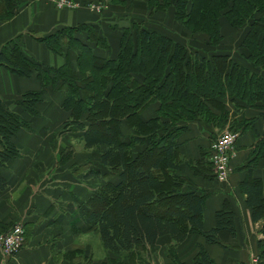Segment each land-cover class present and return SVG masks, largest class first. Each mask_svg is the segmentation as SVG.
Returning <instances> with one entry per match:
<instances>
[{"label":"trees","instance_id":"obj_1","mask_svg":"<svg viewBox=\"0 0 264 264\" xmlns=\"http://www.w3.org/2000/svg\"><path fill=\"white\" fill-rule=\"evenodd\" d=\"M18 4L19 0H0V20L15 17ZM147 7L150 16L171 10L175 21L191 33L206 35L207 44L214 48L222 45L225 26L242 31L240 53L235 57L217 52L208 58L132 21L121 29L116 52L107 38L95 37L99 33L93 26H66L37 39L66 58L62 66L50 67L31 58L21 43L12 40L0 52V67L18 77L35 76L41 83V90L26 92L17 101L31 118L38 116V105L49 89L64 92L62 108L69 114L64 126L81 129L85 149L100 156L101 169L90 170L85 179L107 180L86 202L87 218L107 253L119 264H133L166 239L172 244L168 255L174 264H184L175 251L190 236L226 248L219 234L237 235L236 212L227 200L216 212V225L205 229L209 193L199 190L184 168L216 180L211 144L200 160H185L181 136L192 123L217 118L227 98L264 118V0H148ZM97 47L106 54L100 55ZM70 53L77 54L75 63ZM155 104V114L143 118ZM31 126L28 118L0 100V170L21 157L15 138ZM249 129L253 127L241 134ZM256 136L249 158L239 169L243 174L239 191L253 221H262L264 235V136L258 132ZM7 188L0 172V193ZM240 230L242 240L246 239L242 222ZM258 248L264 259V240ZM194 264H214L205 245H199Z\"/></svg>","mask_w":264,"mask_h":264},{"label":"crops","instance_id":"obj_2","mask_svg":"<svg viewBox=\"0 0 264 264\" xmlns=\"http://www.w3.org/2000/svg\"><path fill=\"white\" fill-rule=\"evenodd\" d=\"M82 1L83 7L80 9L62 11L55 9L48 0H27L24 7L20 2L21 10L16 17L7 22H0V52L9 41L21 37L22 48L28 56L50 67L62 66L66 58L53 53L37 39L52 34L61 27L101 23V19L86 10L87 4L92 0ZM122 14L124 12L121 11L117 15L121 17ZM162 15L160 14V17ZM130 18L137 21L141 19L149 25L148 19L155 20L158 17L157 14L152 17L144 10L131 14ZM172 18L174 20V16ZM120 23L118 20L108 27L102 23L98 25L102 31L105 29L107 32L106 37L114 52L118 49L119 32L127 26L126 23ZM76 57V53H70L73 63ZM39 90L41 83L35 76L18 77L0 67V99L4 100L11 111L28 118L32 124L31 131L21 130L16 135L15 143L21 151V157L0 170L8 181L7 190L0 193V231L2 233L10 227V223L18 222H23L30 228V239L16 259L18 264H53L54 256L61 258V261L65 258L67 260L68 257L67 264H78L75 259L77 253L87 252L83 242V239L89 236L85 223L93 225L86 216H80L77 212L78 207L80 211L86 208V202L93 192H90L91 188L87 184L92 180H86L85 177L86 172L92 170L87 167L92 164L94 154L84 150L81 129H69L77 132L79 137L74 135V132L62 133L64 123L69 118V114L62 108L65 97L63 91L48 90L45 101L38 105V117L31 118L17 106L16 102L23 94ZM157 109V104L151 106L144 112L143 118H150ZM253 112L256 123L253 129L240 134L237 156L232 160L233 170L227 183L220 185L214 178L195 176L190 167L184 168L185 176L189 177L199 190L209 193L204 208L205 229L210 230L216 225V212L227 200L236 212L237 230L236 236L229 231L219 234L220 241L226 248L208 245L202 236H190L175 251L180 262L184 264H194L200 244L205 245L214 264H243L253 255L260 254L258 242L264 240L261 232L262 221H253L251 211L245 205V196L239 191L243 178L239 169L247 161L257 142L256 132L264 136V118L258 116L257 110ZM218 131L204 122L192 123L189 132L181 136V154L185 160H200L203 151L207 153L210 138ZM68 148H71L70 152H67ZM240 222L243 223L246 234L244 240ZM95 235L100 237L97 231ZM168 245L172 244L166 239L158 242L154 250L144 252L141 260L133 264H174L168 255ZM101 248L99 255L102 257L95 259L94 256L95 261L92 264H108L109 255L102 246ZM92 256L90 253L89 258ZM14 263L12 261V264Z\"/></svg>","mask_w":264,"mask_h":264},{"label":"rangeland","instance_id":"obj_3","mask_svg":"<svg viewBox=\"0 0 264 264\" xmlns=\"http://www.w3.org/2000/svg\"><path fill=\"white\" fill-rule=\"evenodd\" d=\"M26 1L27 0H19V4L17 7V14L21 10L20 2H22V6H23L26 3ZM70 1L71 2H73V1L78 2L80 4L79 7L80 8L83 7V6H81L83 4L82 0H70ZM48 2L55 9H57V7L54 4H52L50 1H48ZM147 4H148L147 0L145 1V3H144V0H124V1L118 0L115 3H113L111 0H92L87 4L88 8L86 10L89 11L90 13H93L95 16H97V18L101 19V21H102L101 23L106 25L107 27L115 24V22H118V20L121 22L120 25H125V23L128 25V23H130L132 21H136V22H139L141 24H145L147 27H149V26L156 27L155 29L159 30V32H161L165 35L172 37L175 42L184 43L187 45V47L190 50L193 49V50L199 51L200 53L204 54L208 58H210L213 54H215L217 52L227 53V54H230V55L235 56V57H237L238 54L240 53L239 44L243 38L241 36L242 31H237L235 29H231L228 26H225L223 29V33H224L225 38H224L222 45L214 48V47H211L209 44H207L208 37L206 35L201 34V33H197V34L191 33L188 30H186L185 28H183V26L179 22L173 20V18H172L173 12L171 10H169L167 12H158L157 13L158 18H155V20L148 19L150 22L149 25H148V22L141 21V19H139V21H137V20H132L134 18H132V19L130 18L131 14H135L136 12H137V14L140 13L141 11L143 12L144 10H146L148 12ZM80 8H77V9L66 8L63 10H78ZM57 10L62 11L61 9H57ZM121 11L124 12V14H122V16L120 17V15H117V14H118V12H121ZM160 14H163L162 17H160ZM15 17H13V18H15ZM118 17H120V18H118ZM114 18H116V20ZM144 19H147V18H144ZM158 21H160V22H158ZM0 22H7V21H1L0 20ZM101 23H96V24L95 23H89L87 25L93 26L95 31H97V33H99V34H95V32H93V35L95 34V37L98 38L97 35H99V37L102 36V37H105L108 39V37H106L107 32H105V29H103V31H102L98 27V25H101ZM87 28H89V27H87ZM106 30H108V28H106ZM88 33H89L88 29H86L85 32H83V37L85 38ZM90 33L92 34V32H90ZM119 33L121 35V32H119ZM13 40H15L14 42H17L18 44L21 43L20 37L13 39ZM101 41L102 40H99L98 42H101ZM97 51L99 52L100 55H103L104 53L106 54V51L103 50L102 48L97 47ZM113 56H114V54H113ZM6 70H8V69H6ZM49 90H53V89H49ZM0 100L4 102L3 99H0ZM44 101H45V98H44ZM225 101H226L225 102L226 106H224L225 109L219 113H216L218 115L217 118L212 119V122H209V123L204 122V123H207L208 125H210L211 128H213V129L217 128L219 130L218 132L215 133L214 137L212 135V137L210 138V142L208 144L212 145V142L217 137H219L223 133L228 132V130L235 131L240 135L241 132L246 130V128H248L249 126L253 127L254 124L256 123V121H254V120H256L255 113L253 112L254 109H248V107L247 108L243 107V109L241 107V109H240L239 108L240 106L234 105L229 98H227ZM16 104H17V102H16ZM40 104H39V106H40ZM4 105L6 108H8V106L5 102H4ZM38 116H39V114H38ZM38 116H36V117H38ZM183 123H186V122H183ZM76 129H78V128L73 127L71 130H76ZM31 130H32V126H31V129L28 131H31ZM62 130H63L62 131L63 134H65V132L68 133V131H69L72 133L74 132L73 134L76 135L77 137H79L77 132L71 131L68 128H66L65 126H63ZM127 133H128V131H127ZM67 150H66L67 152H70L71 148H68ZM84 150H86V149H84ZM237 152H238V150L235 149L233 158L231 159V162H230L231 171H230L229 179H230V176H231V173L233 170L232 160L236 158ZM93 154H94V156L92 157V161H91L92 164H89L87 168H92V170L98 171V169H101L99 166L100 165V163H99L100 162L99 161L100 156L98 154H95L94 152H93ZM84 172H86V171H84ZM86 174H88V173L86 172ZM229 179H228V181H229ZM113 181H117V179L114 178ZM106 183H107V180L105 179V177H103L102 179H100L98 181H91L89 183L87 182V184L91 188L90 192L93 191L91 193V196L94 192H96L101 186H103ZM88 209H89L88 206H86V208H83L80 211V209L78 207L77 214L78 215L81 214L80 216L83 215V216L87 217ZM9 226L10 227L7 228L2 233L0 231V262L2 264H12V261H14L15 262L14 264H18L19 261L18 260L16 261V259L19 257L22 250H24L25 246L28 243L27 241L30 239V228L28 229V226H26L23 222H18L15 224L10 223ZM18 227H20L21 231L23 232L22 236H23L24 242H23L21 248L19 249V251L17 253L9 254V253H7V246L8 245H7L6 241L10 237V234ZM85 227H86L85 230L87 231V233H89L88 238L86 237L85 239H83V242L85 243L87 252H78L77 253V256H75V259H76V263H78V264H86V263L92 264L95 261L94 256H95V259H100L102 257L99 255V252L102 251V248H101L102 243L100 244V240H99L100 237L95 235V232L97 231L95 226H93V225L91 226L90 224L85 223ZM82 236H84V235H82ZM90 253L93 255L92 258H89ZM108 255H109L108 264H119V261L116 262L117 261L116 258L111 257L109 253H108ZM257 256H259L260 264H262V262H264V259H262L259 254H257ZM111 258L114 259L115 262L111 261L112 260ZM68 259L69 258L67 257V260ZM250 259H251V257L249 258V260L246 263H243V264H248ZM67 260L65 258L63 261H61V258L54 256L53 264H62V263L67 264V262H68ZM70 260H72V256L70 257Z\"/></svg>","mask_w":264,"mask_h":264},{"label":"built area","instance_id":"obj_4","mask_svg":"<svg viewBox=\"0 0 264 264\" xmlns=\"http://www.w3.org/2000/svg\"><path fill=\"white\" fill-rule=\"evenodd\" d=\"M54 4L57 9H77L80 8L78 2H71L70 0H48ZM240 135L235 132L228 130L217 137L211 145L212 154L211 162L213 164V171L216 180L221 183H227L231 171L230 162L233 158L234 151L236 149L237 142ZM23 232L20 227L16 228L8 238L7 242V253L15 254L21 248L24 240L22 236ZM248 264H260L259 256L253 255Z\"/></svg>","mask_w":264,"mask_h":264}]
</instances>
